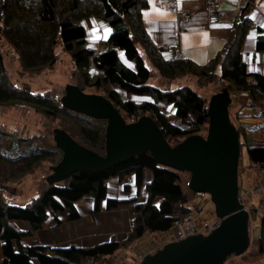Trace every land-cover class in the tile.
Returning <instances> with one entry per match:
<instances>
[{
  "label": "trees",
  "instance_id": "obj_1",
  "mask_svg": "<svg viewBox=\"0 0 264 264\" xmlns=\"http://www.w3.org/2000/svg\"><path fill=\"white\" fill-rule=\"evenodd\" d=\"M148 5V0H0V37L12 46L22 67L29 72L55 65L59 60L57 47H63L73 60V73L78 79L75 84L84 91L108 97L126 121L151 115L172 143L198 133L209 123V101L189 83L192 75L200 81L227 82L228 87L233 84L247 95L244 105L256 107L264 116V73L250 70L243 52L245 38L254 26L250 16L236 17L226 44L206 63H199L181 56L180 49L174 56L164 54L144 23L143 10ZM89 16L112 29L98 47L88 43L83 19ZM259 28L263 32L262 27ZM258 45L264 46L262 33H259ZM121 52L133 61L132 66L122 61ZM161 79L163 86L157 85ZM173 84L176 86L172 87ZM53 93V90L34 92L30 87L16 86L0 49V105L7 107V111L23 110L24 115L35 113L50 119L55 127L64 128L83 145L105 154L107 119L69 109L62 104L61 97L55 98ZM132 94L147 95L150 99L137 101L131 98ZM170 105L176 117L189 127L184 128L170 119L165 111ZM237 127L241 146L247 144L248 131L244 136L241 127ZM54 128L24 135L0 128L1 186L6 181L36 172L46 163L51 170V165L63 155L56 145ZM248 155L250 165L260 170L264 165V144L249 143ZM146 169L151 172L146 183L147 199L136 201L133 226L123 241L111 239L87 247H52L30 238L47 221L59 225L62 211H69L71 217L76 218V201L84 196L95 198L96 209L105 198L108 208L135 201L136 198L107 197L108 180L118 176L125 184L124 190L128 191V178L133 175L140 186ZM47 176L45 182L38 185L40 192L25 204L11 203L0 192V241L4 255L3 259L0 257V264L85 263L89 258L113 254L148 231L170 230L176 218L194 210L189 205V194L183 187L185 181L180 171L160 163L148 152L104 171H76L59 182H49ZM261 199L258 205H249L252 214L259 212L260 203L264 208V198ZM18 220L24 221L27 228L20 227ZM260 221L261 232L254 242L258 252L264 255V212Z\"/></svg>",
  "mask_w": 264,
  "mask_h": 264
},
{
  "label": "water",
  "instance_id": "obj_2",
  "mask_svg": "<svg viewBox=\"0 0 264 264\" xmlns=\"http://www.w3.org/2000/svg\"><path fill=\"white\" fill-rule=\"evenodd\" d=\"M61 102L69 109L107 119L106 153H98L64 128L55 127L54 139L63 155L51 165L49 182L64 180L76 171H104L148 152L168 167L189 172L191 190L211 196L221 218L218 226L208 234L168 241L154 253L143 255L140 264H225L230 255L247 251L251 243V215L240 194L242 146L239 128L230 116L233 98L228 86L209 99L206 134H190L177 143L167 139L151 115L126 121L108 97L84 91L75 83L65 85Z\"/></svg>",
  "mask_w": 264,
  "mask_h": 264
},
{
  "label": "rangeland",
  "instance_id": "obj_3",
  "mask_svg": "<svg viewBox=\"0 0 264 264\" xmlns=\"http://www.w3.org/2000/svg\"><path fill=\"white\" fill-rule=\"evenodd\" d=\"M204 1L206 5V10L208 13L209 23L211 24L218 23L219 18L214 20V22H212L211 19H213V15L217 17L218 14L215 12H218V6L221 5L224 2V0H219L215 7L211 5L209 0H204ZM236 1L243 2L245 4H250V3L255 2V0H236ZM179 9H180L181 15L177 14L178 17H180L181 19H187L190 17V11L182 5L180 0H179ZM169 42L171 43L173 42V40H170ZM172 47L175 48L177 46L176 44H173ZM0 49L3 51V54L5 56V62H6L7 69L10 72L11 80L18 87L27 86V87H30L31 90H33L34 92H47L48 90L49 91L53 90L54 92L53 94L55 98H59L61 97L66 84L75 83L78 80L76 77V74L73 73V60L70 54L66 52L61 46L57 47V53L59 56V60L55 65L48 66L44 70L34 71V72L26 71L22 67L19 61L18 55L14 53L12 46L4 40L3 36L0 37ZM161 49L163 52H165L163 50L164 47ZM165 53L170 54L172 53V51L168 50ZM189 83L193 86V88L196 91L199 92V94L205 96L208 101L212 94L221 91L224 87H227V82L218 83L217 81H211V82L200 81L198 77H196L195 75L191 76ZM163 84H164V80L161 79L157 81V85L163 86ZM175 86L176 84L172 85V87H175ZM229 88H230V91L232 93V98H233V104L230 106V116H231L232 121L236 125L241 127V130L245 136L247 129L244 125L241 124V121H240L241 115L239 114L241 108L244 107L245 105L244 103H241V101H239L238 98H236L238 96V92L239 93L241 92L238 89H236V87L231 83L229 84ZM132 95H140V94H132ZM0 108H1L0 109V128L6 129L13 134L18 133L20 135H24L27 133L29 134L38 133V132L40 133L44 131L47 127H50V128L55 127L54 121L50 119H43L40 116L36 115L35 113H32L30 115H24L26 114V111H23V110L19 111L17 109H10L9 111H7V107L1 106V105H0ZM165 111L169 114V117L173 122L180 124L184 128L189 127V125L186 122L180 121V119L175 116V114L172 112L173 111L172 105L166 106ZM262 117L264 118V116ZM198 133L206 134V125ZM38 143L41 144L42 140H39ZM249 143H250V140L248 139L247 144L246 143L242 144L241 160L239 164L240 194L242 191H244V198L242 196L241 197H242V201L245 204H247L248 210L250 206L248 207V202H246V199H245V197L247 196L246 193H249L250 195L249 200L251 201L253 206L254 204L258 205L259 202L262 200L261 198H264L263 190L257 191V186L252 185L253 184L252 181L246 182L242 178V176H244V172H254V170L257 172L258 180H261L262 177L264 176L260 172L261 168L259 170L257 166L250 165V159L248 155ZM13 152H16V151H13ZM49 168L50 167L46 163L38 167L35 170L36 172L27 174L21 179L12 180L9 182L6 181L3 183V186L0 185V192H2L5 198L11 203H14V202L24 203L27 200L29 201L30 199H34L36 195L40 192L39 187H38L39 183H42L46 179L45 176L51 173V170ZM180 174L183 177L184 181L188 180L187 172L180 171ZM146 183L147 181L144 180L143 184L138 186L137 183L135 182L134 176L132 175V177L128 178L129 189L128 191H125L124 182H120L118 180V176H115L113 179L109 178L108 180V187H109L108 194H113L115 195V197L137 198L138 201H145L147 199ZM185 183L183 184V187L189 194V198H190L189 205L194 209L193 211L196 214H198V219L200 222H203L206 220L209 221L208 222L209 224L206 228L202 227L198 230V232L186 235L183 238L179 237L178 235H175V238H173L174 232L172 229L168 231L167 230L148 231L144 233L143 236L133 240L132 242L129 241L126 245H123L121 248L116 250L113 254L106 255L105 257L101 256V257L93 258V259H102L104 261H108L109 264H140L141 260L143 259V256L141 258L139 257L138 250H141V249L144 250L147 248L150 253H154L157 248H161L168 241L181 240L190 235H195V234H208L211 226L214 225L219 219L215 211L214 203L211 200V196L207 192H205L204 195L198 194L197 192H194L193 190H191V188L187 186ZM189 184H190V181H189ZM260 184L261 185L264 184V179L261 181ZM85 198L86 196H84V199ZM87 198L89 199L90 202L91 200H93L92 196H87ZM90 206L91 205L89 204V207ZM258 208H259L258 209L259 212L256 215L252 214V212L249 210L250 215H251L250 236H251V243H252L250 246V249H247V251L242 255H235V254L230 255L227 261L225 262V264H264V255L258 252L257 243L254 242L255 237L260 235V232H261L260 231V222H261L260 219H261L262 213L264 212V208L262 207L261 203H260V207ZM86 211H89V209L86 208ZM114 211H119L120 213H123L124 215H126L127 229L125 231H123L122 233L115 232L111 234L112 236L108 240L95 242L93 244H88V241H84V239L78 238L77 241H73V242H78L77 243L78 245L70 244L68 246L74 245V246L87 247V246H93V245H96L102 242H107V241H110L111 239H117L120 241H123L124 239H126L129 232L131 231V228L134 222V218H133V222L131 221L130 215H133L135 217L134 212H136V210L134 209L133 204L125 203V204H122L116 207V210ZM59 215H60V218H62L61 216H63L64 214H62L61 212ZM123 233L125 235L121 236ZM165 236H168V237H165ZM165 238H168V240L166 241ZM149 252H146V253H149ZM89 259H88L89 261L93 260L91 258ZM80 264H84V263H80Z\"/></svg>",
  "mask_w": 264,
  "mask_h": 264
},
{
  "label": "crops",
  "instance_id": "obj_4",
  "mask_svg": "<svg viewBox=\"0 0 264 264\" xmlns=\"http://www.w3.org/2000/svg\"><path fill=\"white\" fill-rule=\"evenodd\" d=\"M180 1L190 11V17L187 19L178 17L170 9L166 0H148L149 5L143 10L146 29L160 48L164 47L163 50L165 51V44L178 37L181 46V56L190 57L199 63H206L226 44V39L229 36L234 19L242 14H247L253 19L254 26L250 28L243 44L244 58L250 70L264 73V46L259 47L258 45L259 33H262L264 36V0H255L254 3L250 4L236 0H224L219 7L220 19L215 24H211L208 21V13L204 0ZM83 23L87 28L88 43L94 47H98L100 41L106 39L112 31L111 27L105 22L92 16L84 18ZM259 27H262L263 32L259 31ZM164 54L174 56L165 52ZM120 56L125 64L129 66L133 65V61L127 58L124 52H121ZM131 98L137 101L150 99L145 95H131ZM236 98L241 103L248 101L247 95L242 92H238ZM172 110L174 111L173 106ZM239 114L241 115L240 121L246 123L245 127L250 135V144H264V118L260 115L259 110L247 104L241 108ZM114 177L112 176L111 178L113 179ZM150 177L151 172L146 169L144 180L148 181ZM242 178L246 182L252 181V185L257 186V191H264V184H260L264 176L261 180H258L255 170L254 172H244ZM246 194L245 199L249 207L252 203L249 200V193ZM241 196L244 198V191L241 192ZM107 197H115V195L107 193ZM136 201L139 202L135 200L130 203L133 204L135 210ZM89 204L91 205L90 207ZM99 206L100 208L96 209L94 197L91 202L87 196L85 199L83 197L76 201V209L78 211L76 218H72L68 211H62L64 215L61 216L59 225L52 221H47L44 227L36 231L30 238L52 247L68 246L70 244L78 245V242H73L77 241L78 238L88 241V244H93L108 240L112 236L111 234L115 232L122 233L127 229L126 215L119 211H114L116 207L108 208L107 198L102 199L99 202ZM86 208L89 211H86ZM130 217L133 222L134 216L130 215ZM17 223L20 227L27 228L24 221L18 220ZM172 230L174 232L173 238H175V231L173 228ZM124 235L123 233L121 236ZM165 239L166 241L168 240V238ZM146 252H149L147 248L138 250V254H145ZM0 257L2 259L4 257L1 241Z\"/></svg>",
  "mask_w": 264,
  "mask_h": 264
},
{
  "label": "built area",
  "instance_id": "obj_5",
  "mask_svg": "<svg viewBox=\"0 0 264 264\" xmlns=\"http://www.w3.org/2000/svg\"><path fill=\"white\" fill-rule=\"evenodd\" d=\"M209 1H210L211 5L213 7H215L219 0H209ZM166 3L169 5L170 9L174 13L181 15V12H180V9H179V0H166ZM215 13H217L218 15H217V17L215 15H213V19H211L212 22H214V20L219 18V8H218V12H215ZM173 44H176L177 47L173 48L172 47ZM165 49L167 51L168 50L172 51V53H178L179 49H180V44H179L178 38L173 39V42H171V43L170 42L167 43L165 45ZM261 170H260L261 174L264 175V172H263L264 165L261 167ZM188 180L185 181L186 182L185 184L187 186H189V181ZM198 194L204 195L205 192H198ZM220 220L221 219L219 218L218 221L214 225L211 226L210 230H212L214 227H216L220 223ZM206 221L200 222L199 219H198V214H196L194 211H191V212L187 213L186 215H184L182 217H178V218H176L174 220L173 229L175 231V235H178L179 237L183 238L186 235L198 232V230L200 228H202V227L206 228L208 226V224H209L208 222L209 221L208 220H206ZM91 259H93V258H91ZM89 260L86 263H84V264H109L108 261H104L102 259H93L91 261H89ZM70 264H80V263L71 262Z\"/></svg>",
  "mask_w": 264,
  "mask_h": 264
},
{
  "label": "bare ground",
  "instance_id": "obj_6",
  "mask_svg": "<svg viewBox=\"0 0 264 264\" xmlns=\"http://www.w3.org/2000/svg\"><path fill=\"white\" fill-rule=\"evenodd\" d=\"M187 179H189V177H188ZM220 219H221V218H220ZM220 222H221V220H220ZM219 224H220V223H219ZM219 224H218V225H219ZM218 225H217V226H218ZM214 228H215V227H214ZM214 228H213V229H214ZM210 231H211V230H210ZM210 231H209V232H210ZM209 232H208V233H209ZM138 255H139V257L141 258L144 254L140 253V254H138Z\"/></svg>",
  "mask_w": 264,
  "mask_h": 264
},
{
  "label": "clouds",
  "instance_id": "obj_7",
  "mask_svg": "<svg viewBox=\"0 0 264 264\" xmlns=\"http://www.w3.org/2000/svg\"><path fill=\"white\" fill-rule=\"evenodd\" d=\"M166 44H167V43H166ZM166 44H165V45H166ZM197 193H198V192H197Z\"/></svg>",
  "mask_w": 264,
  "mask_h": 264
},
{
  "label": "flooded vegetation",
  "instance_id": "obj_8",
  "mask_svg": "<svg viewBox=\"0 0 264 264\" xmlns=\"http://www.w3.org/2000/svg\"><path fill=\"white\" fill-rule=\"evenodd\" d=\"M133 121V120H132ZM135 200H137V199H135Z\"/></svg>",
  "mask_w": 264,
  "mask_h": 264
}]
</instances>
